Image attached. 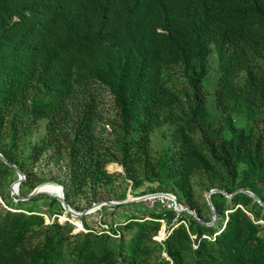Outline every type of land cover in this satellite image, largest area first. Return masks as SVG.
I'll return each instance as SVG.
<instances>
[{
	"label": "trees",
	"instance_id": "trees-1",
	"mask_svg": "<svg viewBox=\"0 0 264 264\" xmlns=\"http://www.w3.org/2000/svg\"><path fill=\"white\" fill-rule=\"evenodd\" d=\"M99 117L110 127L101 138ZM0 153L24 173L23 197L46 162L61 168L50 181L72 208L77 195L110 199L121 177L199 217L164 206L104 228L84 215L75 232L56 197L13 196L17 172L0 158V264H264V206L238 191L264 202V0H0ZM112 162L124 173L107 171ZM197 178L232 194H211L213 224Z\"/></svg>",
	"mask_w": 264,
	"mask_h": 264
},
{
	"label": "rangeland",
	"instance_id": "rangeland-1",
	"mask_svg": "<svg viewBox=\"0 0 264 264\" xmlns=\"http://www.w3.org/2000/svg\"><path fill=\"white\" fill-rule=\"evenodd\" d=\"M209 74L204 80V91H205V98L206 102L209 104L213 103V98H214V82L217 76V59L215 54H212L209 58ZM109 107V103L106 102L105 105L102 104L100 107V111L103 112V114H106L105 111ZM94 132L98 136V138L103 137L104 135L107 134V130L110 129L109 125L106 124V122L102 119V117L97 118L94 120ZM170 131V128L168 127H161L157 129L155 132L152 134V144H153V151L154 153H157L160 148L166 143L167 141V136ZM36 177L35 181L36 183H46V182H51L50 179L52 178H57L61 172V168L57 165H54L52 163H46L42 162L38 164L36 167ZM106 169L109 172H122L124 173V168L115 162L108 163L106 165ZM14 177H17L18 179V174L14 173ZM16 179V180H17ZM196 185H195V192H194V199L196 202L202 206L204 211L206 210L205 207L202 205L203 202H207V190L205 188V184L203 183V179H196L195 180ZM13 183V182H12ZM11 183V184H12ZM41 183V184H42ZM56 183V182H55ZM10 184V186H11ZM9 186V189L11 190ZM39 186V185H38ZM111 189V191H110ZM27 191V189H24ZM107 190V197H110V201H123V200H133L136 198L140 197H145L142 200L138 201H132L129 203L122 204V206L117 208L115 212L111 209H105L102 210L101 208L96 209L95 211L86 214L87 215V221L89 224L92 226H102L109 228V223L114 220V221H119V220H124L128 219L130 217H142L144 215L150 214V212H161L165 208L164 206L170 207L171 203L167 199H163L162 197H157L154 196L153 198L151 197L154 193H136L134 189L131 186V182L129 181L128 184L125 183L121 177H117L115 181H112L105 191ZM126 192V196L124 199H117V197L122 193ZM19 195H20V189H19ZM41 195L43 198L42 200L39 201V205H46L51 201L49 194H38L37 196ZM17 196V195H15ZM95 203V202H94ZM93 204V203H92ZM92 204L89 202V197L87 196H81L77 195L73 199V208L74 210L81 212L83 210L89 209ZM117 205V204H116ZM193 211V210H192ZM62 216V215H61ZM61 216L58 217V220L60 222H64L68 220L71 222L74 226V231H79L83 230V226L80 223V221L76 220L74 216H72L69 213L64 212L63 216L65 218H61ZM208 217H211V221L209 222L210 224H213L215 220H217V217L214 214V211L212 214L208 213ZM45 220L47 223H49L51 220L48 218V216H45ZM224 220H220L219 223L223 224ZM162 226L158 234L154 237L157 241H161L166 237V225L165 222H162ZM79 224V225H78ZM125 235H129V232H126Z\"/></svg>",
	"mask_w": 264,
	"mask_h": 264
},
{
	"label": "water",
	"instance_id": "water-1",
	"mask_svg": "<svg viewBox=\"0 0 264 264\" xmlns=\"http://www.w3.org/2000/svg\"><path fill=\"white\" fill-rule=\"evenodd\" d=\"M0 158L9 166L15 168L17 174H18V179L16 181H14L10 188H11V194L13 196L17 195L19 197L20 200H28V199H31L32 197L34 196H37L38 194H49L51 196H54L56 197L61 203H62V206L65 210L66 213H69L71 214L72 216L76 217V218H80L88 213H91L93 211H95L96 209L98 208H101V206L103 205H116V204H125V203H129V202H132V201H138V200H142L143 198L145 197H140V198H136V199H133V200H123V201H110V200H105V201H100V202H95L92 204V206L89 208V209H86V210H83L81 212H78L76 210H74L69 204L68 202L66 201L65 199V193H64V187L58 183H55L56 186L59 187V194H52V193H49L48 191L44 190V189H41L39 188L38 186L35 187L29 194L27 197H23L21 195H19V186L21 184V182L25 179V175L24 173L18 168L16 167L15 164L11 163L10 161H8L1 153H0ZM238 191H244L246 192L248 195H250L255 201H257L260 205L264 206V202L256 195L254 194L253 192L249 191V190H245V189H239ZM213 192H222L224 194H226L227 196H232V194H228L225 190H222V189H212L210 190L206 197H207V202L210 204V206L212 207V202H211V194ZM154 196H157V197H165V198H169L171 200L174 201V204H175V209L177 211H182V210H187L189 211L191 214H193L194 216H196L197 218L198 215L196 214V212L193 210H189L187 208H184L182 207V205L180 204L179 200L177 199V197L173 194H170V193H165V192H158V193H154L151 197H154ZM212 210H213V207H212ZM214 211V210H213ZM210 224V223H209Z\"/></svg>",
	"mask_w": 264,
	"mask_h": 264
},
{
	"label": "bare ground",
	"instance_id": "bare-ground-1",
	"mask_svg": "<svg viewBox=\"0 0 264 264\" xmlns=\"http://www.w3.org/2000/svg\"><path fill=\"white\" fill-rule=\"evenodd\" d=\"M38 187L48 191L49 193L56 194V195L59 194V187L56 186L55 182L42 183ZM61 218L63 219L65 218V216L62 215Z\"/></svg>",
	"mask_w": 264,
	"mask_h": 264
},
{
	"label": "built area",
	"instance_id": "built-area-1",
	"mask_svg": "<svg viewBox=\"0 0 264 264\" xmlns=\"http://www.w3.org/2000/svg\"><path fill=\"white\" fill-rule=\"evenodd\" d=\"M153 198V197H152ZM163 199L165 198V197H162ZM165 199H167L168 201H170V203H171V206L170 207H174L175 208V204H174V201L173 200H171V199H169V198H165ZM84 231H85V229L84 228H82ZM109 232V231H108ZM114 236H118V233L116 234V235H114Z\"/></svg>",
	"mask_w": 264,
	"mask_h": 264
}]
</instances>
